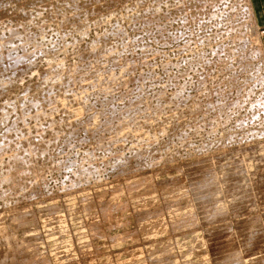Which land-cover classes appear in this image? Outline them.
<instances>
[{
  "label": "rangeland",
  "instance_id": "obj_1",
  "mask_svg": "<svg viewBox=\"0 0 264 264\" xmlns=\"http://www.w3.org/2000/svg\"><path fill=\"white\" fill-rule=\"evenodd\" d=\"M247 3L248 0H0V45L5 43L0 49L2 48L3 55L7 53L6 49V55L11 56L13 53L12 57L7 56L10 57L9 61L5 57L7 63L0 59V81L11 83L8 85L10 87L0 92V109L4 111H0V178L3 179L0 180V264H20L21 259L18 258L22 253L30 254L31 257L29 261L21 260V264H264V175L260 176L264 174V168L261 172L260 167L264 165V149L261 150L264 146V28L257 26L254 13ZM94 14L97 15L95 19ZM115 29L117 33L113 31ZM117 34L122 37L118 35V38ZM111 35L116 37L113 39ZM101 38L106 41L99 40ZM94 42H104L102 45L105 48L110 47L109 51L113 53L116 51L113 55H117V58L119 56L116 60L122 62V70L120 68L117 71L119 68L112 66L118 62L112 60L116 56L110 55V59L108 54L105 58H100V62L106 58L113 61L110 64L106 60L102 62L103 67L108 65V70L104 71L108 75L103 72L106 69L101 66L102 70L98 65L99 70H102L97 72L101 74L98 75L100 78L95 73L98 81L94 76L92 80L91 71L98 67L94 61L90 62L94 56L91 51L97 50L95 47L100 48L101 45L96 46ZM115 42L121 44L115 45ZM30 51L32 55L28 53ZM82 51L84 55L90 52L85 57L91 54V58H79ZM107 52H102L98 57L105 56ZM120 57L125 60L122 61ZM49 59L52 64H57L58 61L63 63L61 66L67 71L68 65L75 64L76 68L86 64L87 68L83 67L84 70L79 67L74 70L75 76L71 75V71L67 75L69 71L66 73L65 70L66 74L61 77L68 86L71 83L66 78L68 76L71 79L76 76H80L81 80L87 78L86 83L81 85L85 87L86 93L80 87L81 80L76 83L73 81L74 88L81 89L80 93L84 95L80 96L82 101L77 99L80 93L75 96L79 90L74 92V98H69L73 93L70 88L74 89L73 83L68 87L62 82L64 86L61 79L57 78L58 81L54 78L53 81L59 82V89L64 90L62 93L58 89L59 97L62 94L60 98L65 99H60V104L65 107L57 101L51 102V95L53 97L55 92L58 93L55 90L56 82L50 76L47 78H51L52 86L55 85L52 93L47 91L51 84L49 78L45 80L44 76L55 74L52 64L47 68L49 65L46 62ZM131 65L134 66L133 69ZM3 66L7 71H4ZM19 68H22L19 73L23 72L13 77L16 73L12 72ZM50 68L53 74H50ZM126 68L131 72H125L128 71ZM80 72L83 78L86 76L84 79L79 75ZM84 72L88 73L85 75ZM60 73L57 75L59 78ZM12 78L18 80L11 82ZM43 79L50 84L47 89L44 87L48 82H43ZM73 80H77V77ZM87 80L90 83L95 80L97 83L94 81L91 83L93 87H89ZM6 82L2 83L6 85ZM39 82L40 86L45 83L42 89L48 95L47 92L44 93L45 90H39ZM66 86L70 89L71 96L66 91L65 95H69L65 97ZM40 92L44 94L41 95ZM23 95L28 98L25 99ZM36 95L38 98H35ZM39 97L42 101L37 104L41 100ZM42 97L48 100V104ZM55 97L58 95L54 94L53 99ZM37 99L40 100L37 102ZM74 99L79 102L77 105ZM6 101L11 103V108ZM101 102L105 107H102ZM58 105L62 106L61 109ZM19 109L23 115L19 113ZM74 109L76 114L72 113ZM95 111H99L95 114L97 116H93L97 113ZM41 112L44 113L43 116ZM90 116L96 119L95 124L99 119L100 124L95 125V120H92L93 117L90 119ZM51 117L56 119L55 123ZM22 119H25L24 123ZM68 120L71 126L67 125ZM89 121L93 122L96 130L85 132L84 124H89ZM60 122L66 124L59 126ZM105 122L106 132L104 128H100ZM117 125L122 126L125 132L122 127H119L121 130L115 128ZM22 126L26 130L29 128L28 133ZM101 129L103 133L99 132ZM29 131L35 132L32 134ZM130 131L133 136L128 133ZM40 132L43 136H40ZM24 134L33 137L26 141L24 138L29 137ZM35 136L37 142L32 139L36 140ZM114 137L118 138L117 142ZM33 143H40V146L36 145V149L31 151L29 148L35 147ZM37 148L42 149L39 151ZM141 149L142 152L139 153ZM27 150L29 155L26 154ZM149 150H153L152 153ZM11 154H14L17 161H13ZM24 156L28 160L25 161ZM239 158H242L241 161ZM243 158L248 159L244 161ZM29 160L30 164L27 162ZM245 162L247 166L252 165L251 169L249 166L244 168ZM255 171L260 172L258 177ZM250 175L256 177L253 178L254 181ZM200 197H203L202 200ZM249 224L252 232H257L252 234ZM248 235H252L253 239ZM249 238L252 243H248ZM13 243L15 246L18 243L23 249L22 251L16 246L18 251H22L19 254L14 249L18 256L12 251ZM16 256L18 260L15 262ZM227 257L242 259L237 258L236 263H231L227 262Z\"/></svg>",
  "mask_w": 264,
  "mask_h": 264
},
{
  "label": "bare ground",
  "instance_id": "obj_2",
  "mask_svg": "<svg viewBox=\"0 0 264 264\" xmlns=\"http://www.w3.org/2000/svg\"><path fill=\"white\" fill-rule=\"evenodd\" d=\"M27 1H28V0H27ZM37 1H38V0H37ZM50 2H51V1H50ZM71 2H72V1H71ZM76 2H77V1H76ZM117 2H118V1H117ZM137 2H138V1H137ZM188 2H189V1H188ZM72 3H73V2H72ZM96 3H97V2H96ZM203 3H204V2H203ZM100 4H101V3H100ZM121 4H122V6H123V3H121ZM134 4H135V3H134ZM212 4H213V3H212ZM247 4H249V6H250V10L252 11L251 1L248 0V3H247ZM41 5H42V3H41ZM74 5H75V4H74ZM179 5H180V4H179ZM122 6H121V8H122ZM175 6H176V5H175ZM43 7H44V6H43ZM94 7H95V6H94ZM131 7H132V6H131ZM143 8H144V7H143ZM145 8H146V7H145ZM0 9H1V8H0ZM47 9H48V8H47ZM75 9H78V8L76 7ZM119 9H120V7H119ZM30 10H31V9H30ZM79 10H80V9H79ZM95 10H97V9H95ZM114 10H115V9H114ZM144 10H145V9H144ZM147 10H148V9H147ZM193 10H194V9H193ZM23 11H24V10H23ZM28 11H29V10H28ZM76 11H77V10H76ZM133 11H134V9H133ZM199 11H200V10H199ZM2 12H3V11H2ZM94 12H95V11H94ZM110 12H111V11H110ZM142 12H143V11H142ZM56 13H57V12H56ZM85 13H86V12H85ZM101 13H102V12H101ZM114 13H115V12H114ZM108 14H109V13H108ZM110 14H111V13H110ZM156 14H157V13H156ZM197 14H198V13H197ZM44 15H45V14H44ZM94 15H96V14H94ZM119 15H120V14H119ZM132 15H133V14H132ZM154 15H155V14H154ZM61 16H62V15H61ZM64 16H65V15H64ZM82 16H83V15H82ZM98 16H100V15H98ZM162 16H163V15H162ZM183 16H184V14H183ZM4 17H5V16H4ZM29 17H30V16H29ZM95 17H97V15L94 16L93 19H95ZM137 17H138V16H137ZM137 17H136V18H137ZM190 17H191V16H190ZM195 17H196V15H195ZM63 18H64V17H63ZM100 18H101V17H100ZM106 18H107V17H106ZM114 18H115V17H114ZM146 18H147V17H146ZM2 19H3V18H2ZM98 19H99V18H98ZM65 20H67V19H65ZM88 20H89V19H88ZM82 21H83V20H82ZM85 21H86V20H85ZM85 21H84V22H85ZM89 21H90V20H89ZM89 21H88V22H89ZM92 21H93V20H92ZM105 21H106V20H105ZM108 21H109V18H108ZM6 22H7V21H6ZM19 22H20V21H19ZM84 22H83V23H84ZM93 22H94V21H93ZM97 22H98V20H97ZM101 22H102V21H101ZM40 23H42V22H40ZM43 23H44V22H43ZM59 23H60V22H59ZM77 23H78V22H77ZM83 23H82V24H83ZM26 24H27V23H26ZM45 24H46V22H45ZM48 24H49V23H48ZM60 24H61V23H60ZM60 24H59V25H60ZM73 24H74V23H73ZM80 24H81V23H80ZM84 24H85V23H84ZM86 24H88V23H86ZM112 24H113V23H112ZM145 24H146V23H145ZM1 25H2V24H1ZM43 25H44V24H43ZM92 25H93V24H92ZM97 25H98V23H97ZM111 26H112V25H111ZM126 26H127V25H126ZM126 26H125V27H126ZM21 27H22V26H21ZM58 27H59V26H58ZM97 27H98V26H97ZM9 28H10V27H9ZM42 28H43V27H42ZM46 28H47V27H46ZM68 28H69V27H68ZM134 28H135V27H134ZM134 28H133V29H134ZM11 29H12V31L14 30L13 28H11ZM11 29H10V31H11ZM28 29H29V28H28ZM50 29H51V28H50ZM77 29H78V28H77ZM86 29H87V28H86ZM117 30H118V29H117ZM245 30H246V29H245ZM7 31H9V30H7ZM27 31H28V30H27ZM42 31H43V30H42ZM42 31H41V32H42ZM78 31H79V30H78ZM78 31H77V32H78ZM113 31H116V29L113 30ZM119 31L121 32V30H119ZM18 32H20V31H18ZM55 32H56V31H55ZM73 32H74V31H73ZM111 32H112V31H111ZM120 32H119V33H120ZM11 33H12V32H11ZM43 33H44V31H43ZM67 33H68V32H67ZM99 33H100V32H99ZM116 33H117V31H116ZM121 33H122V32H121ZM40 34H41V33H40ZM60 34H61V33H60ZM68 34H69V33H68ZM79 34H80V33H79ZM105 34H106V32H105ZM113 34L115 35V32H114ZM127 34H128V33H127ZM17 35H18V34H17ZM57 35H58V34H57ZM118 35H119V34H117L116 36L118 37ZM10 36H11V35H10ZM15 36H16V35H15ZM21 36H22V35H21ZM35 36H36V35H35ZM62 36H63V35H62ZM111 36H112V35H111ZM116 36H115V37H116ZM119 36L122 37L121 34H120ZM19 37H20V36H19ZM42 37H43V36H42ZM85 37H86V36H85ZM112 37H113V36H112ZM115 37H113V39H114ZM161 37H162V36H161ZM1 38H2V37H1ZM10 38H11V37H10ZM10 38H9V40H10ZM21 38H22V37H21ZM26 38H27V37H26ZM79 38H80V37H79ZM79 38H78V39H79ZM104 38H105V36H104ZM104 38H103V39H104ZM118 38H119V37H118ZM13 39H14V38H13ZM17 39H18V37H17ZM27 39H28V38H27ZM62 39H63V37H62ZM103 39L101 38V39H99V40L102 41ZM116 39H117V38H116ZM120 39H121V38H120ZM132 39H133V38H132ZM3 40H4V39H3ZM20 40H21V39H20ZM20 40H19V41H20ZM72 40H73V39H72ZM91 40H92V38H91ZM104 40H105V39H104ZM107 40H108V36H107ZM126 40H127V39H126ZM0 41H1V40H0ZM5 41L8 42L7 39H6ZM5 41H4V42H5ZM11 41H12V40H11ZM24 41H25V40H24ZM31 41H32V40H31ZM50 41H51V40H50ZM105 41H106V40H105ZM105 41H104V42H105ZM122 41H123V38H122ZM139 41H140V40H139ZM160 41H161V40H160ZM36 42H37V41H36ZM48 42H49V41H48ZM72 42H73V41H72ZM91 42H92V41H91ZM104 42H102V44H103ZM119 42H121V41H119ZM124 42H126V41H124ZM246 42H247V41H246ZM0 43H1V42H0ZM2 43H3V42H2ZM14 43H15V42H14ZM16 43H17V42H16ZM26 43H27V42H26ZM31 43H32V42H31ZM40 43H41V42H40ZM54 43H55V42H54ZM64 43H65V42H64ZM92 43H93V42H92ZM94 43H95V42H94ZM97 43H98V42H97ZM97 43H95L96 46H99V45L101 44V43H100V44H97ZM105 43H106V44H109L108 41L105 42ZM113 43H114V41H113ZM115 43H116V42H115ZM3 44H5V43H3ZM3 44H1L2 47H3ZM6 44H7V43H6ZM8 44H9V42H8ZM10 44H11V43H10ZM20 44H21V43H20ZM23 44H25V43H23ZM23 44H22V45H23ZM27 44H28V43H27ZM27 44H25V45L27 46ZM37 44H38V42H37ZM37 44H36V45H37ZM62 44H63V43H62ZM88 44H89V43H88ZM102 44H101V45H102ZM106 44H105V46H107ZM117 44H118V42H117L115 45H117ZM119 44H121V43H119ZM119 44H118V45H119ZM1 45H0V46H1ZM22 45H20V47H22ZM101 45H100V48H96V47L94 46L95 49H97V50L91 51V54H93V55L95 56V58H93V57H94L93 55H92V56H93L92 58L89 57V56H91V54H90L89 56H87L89 59H90V58L93 59L92 61H90V60H89V61H90L91 63L94 61V64H96L97 67H98V69H96V67H95V70L91 71V72H92V77H90V78H92V80H93V76L95 75V73H96V76L101 75V74H97V72L99 73V71H102L103 68L106 69V66H107V68H108V65H106L105 67H103V65H102V64L104 63L103 61H105L107 58H106L105 60L103 59V61H102L103 63L100 62V58H105V57L109 54V58L111 59L112 55H113V54H116V53H115L116 51H115L114 53H113V51H112V52L109 51L110 47H109V48L106 47V48H108V49H107L108 52H107V51L105 50L106 48L103 46L104 44L102 45L103 47H101ZM245 45H246V44H245ZM26 46H25V47H26ZM44 46H45V45H44ZM65 46H66V45H65ZM67 46H68V45H67ZM108 46H110V45H108ZM236 46H237V45H236ZM248 46H249V44H248ZM10 47H12V46H10ZM23 47H24V46H23ZM41 47H42V46H41ZM56 47H57V46H56ZM122 47H123V46H122ZM245 47H246V46H245ZM17 48H18V47H17ZM104 48H105V49H104ZM132 48H133V47H132ZM132 48H131V49H132ZM134 48H135V47H134ZM242 48H243V47H242ZM1 49H2V48H1ZM1 49H0V59H4V60H5V57H6V60L9 61V60H10V57H12V54H13V53L11 54V56H10V55H6V54H8V51H6V50H8V49H6V50L4 49V50H5V53L7 52V53L5 54V55H6V56H5V55H3V51H2ZM26 49H27V48H26ZM61 49H62V48H61ZM90 49L93 50L92 48H90ZM90 49H89V50H90ZM111 49H115V48H111ZM124 49L127 50L126 48H124ZM246 49H247V48H246ZM9 50H10V48H9ZM30 50H31V49H30ZM40 50H41V49H40ZM54 50H55V49H54ZM121 50H122L121 52H123V49H121ZM215 50H216V49H215ZM12 51H13V50H11V52H12ZM59 51H60V50H59ZM62 51H63V50H62ZM72 51H73V49H72ZM104 51L107 52V54H105V56L102 55L103 57H102V56L98 57L100 54H102V52L104 53ZM117 51H120V50H117ZM37 52H38V51H37ZM63 52H64V51H63ZM87 52H88V51H87ZM110 52H111V54H110ZM124 52H125V51H124ZM127 52H128V51H127ZM243 52H244V51H243ZM28 53H30V54L32 55V51H30V52H28ZM82 53H83V51H82ZM82 53H81L80 55H78V57L81 58V57L83 56L84 58H83V57H82V58H83V59L86 58V60H87L88 58L85 57V56L88 55L90 52H88L86 55H84V53H83V54H82ZM143 53H144V52H143ZM216 53H217V52H216ZM9 54H10V52H9ZM54 54H55V52H54ZM117 54H118V53H117ZM119 54H120V52H119ZM124 54H125V53H124ZM25 55H27L26 52H25ZM25 55H23V56H25ZM64 55H65V54H64ZM110 55H111V57H110ZM121 55H122V54H120V56H121ZM200 55H201V54H200ZM7 56H10V57L8 58ZM14 56H15V55H14ZM20 56H22V55H20ZM56 56H57V55H56ZM96 56H97V57H96ZM114 56H116V57H114ZM241 56H242V55H241ZM25 57H26V56H25ZM32 57H34V56H32ZM113 57H114V59L112 58V60L114 61V60H116L117 55H113ZM122 57H123V56H122ZM197 57H198V56H197ZM15 58H16V57H15ZM48 58H49V57H48ZM55 58H56V57H55ZM55 58H54V59H55ZM67 58H68V57H67ZM109 58H108L109 61L106 60V62L110 64V62H111L112 60H110ZM118 58H119V56H118ZM118 58H117V60H118ZM120 58H121V57H120ZM237 58H238V56H237ZM16 59H17V58H16ZM22 59H23V58H22ZM26 59H27V58H26ZM31 59H32V58H31ZM50 59L52 60V58H50ZM50 59H49V61H50ZM94 59H95V60H94ZM121 59H122V58H121ZM143 59H144V58H143ZM192 59H193V58H192ZM243 59H244V58H243ZM6 60H5V61H6ZM20 60H21V58H20ZM47 60H48V59H47ZM57 60H58V59H57ZM96 60H97V61H96ZM117 60H116V61H117ZM123 60H125V59H122V61H123ZM126 60H127V59H126ZM14 61H15V60H14ZM24 61H25V60H24ZM27 61H28V59H27ZM49 61H48V63L46 62V64H48V65H49V64H52V61H50L51 63H49ZM77 61H78V58H77ZM79 61L81 62L82 60L79 59ZM79 61H78V62H79ZM83 61H84V60H83ZM95 61H96L97 63L100 62L101 64H100V63L97 64ZM98 61H99V62H98ZM113 61H112V63H113ZM127 61H128V60H127ZM143 61H144V60H143ZM19 62H20V61H19ZM19 62H18V63H19ZM78 62H77V64H78ZM117 62H118V63H113L112 66H113V67H114V66H117V67L119 68V70H117V71H120V68H121L120 65H122V62H120V61H117ZM124 62H126V61H124ZM124 62H123V63H124ZM136 62H137V60H136ZM136 62H135V63H136ZM6 63H7V61H6ZM14 63H15V62H14ZM18 63H17V64H18ZM28 63H29V62H28ZM56 63H57V61H56ZM58 63H59V61H58ZM58 63H57V64H58ZM81 63H82V62H81ZM91 63H90V64H91ZM107 63H106V64H107ZM162 63H163V62H162ZM165 63H166V62H165ZM165 63H164V65H165ZM238 63H239V62H238ZM9 64H10V63H9ZM11 64H12V63H11ZM15 64H16V63H15ZM21 64H23V63H21ZM26 64H27V62H26ZM31 64H32V63H31ZM57 64H55V62H54V63L51 65V67H52V71L55 70V71H53V73H55V74H56V71L60 69L59 66H61L63 63H62V64L59 63L58 65H57ZM77 64H76V65H77ZM84 64H85V63H84ZM87 64H88V62H87ZM115 64H116V65H115ZM128 64H129V63H128ZM208 64H209V63H208ZM240 64H241V63H240ZM23 65H24V64H23ZM23 65H22V67H23ZM28 65H29V64H28ZM48 65H47V66H48ZM78 65H79V64H78ZM82 65H83V64H82ZM82 65H80V67L78 66L81 70H84L83 67L87 68V67L85 66L86 64H85L83 67H81ZM98 65L100 66V68H101V66L103 67V68H101L102 70H99V66H98ZM104 65H105V64H104ZM124 65H125V64H124ZM126 65H127V64H126ZM129 65H130V64H129ZM138 65H139V64H138ZM147 65H148V64H147ZM8 66H9V65H8ZM24 66H27V65H24ZM66 66H67V65H66ZM74 66H75V64H74ZM74 66H72V65L69 66V65H68V68H67V69H68L69 73H68L67 75H70V71H71V73L73 72V74H71V75H74V73H75V75H76V72H75L74 70H76L78 67L76 66V68H75ZM89 66L91 67V65H89ZM92 66H93V65H92ZM131 66H132V65H131ZM155 66H156V65H155ZM194 66H195V65H194ZM199 66H200V65H199ZM208 66H209V65H208ZM242 66H243V65H242ZM3 67L5 68V66H3ZM13 67H14V66H13ZM29 67H30V66H29ZM49 67H50V65H49L47 68H49ZM61 67H62L61 69H63L64 71L62 70L63 73H62V71H61L62 74L60 73V70H61V69L58 71V72L61 74L60 78H59V76L57 77V75H58L59 73H58L57 75L53 74L52 71H50V70H51V68H50V69H49V71L51 72L50 74H53L54 76L46 75V74H45V76H44L45 78H44V79L46 80L47 76H50L52 79L48 77V78H49V82H50L51 80L53 81L54 78H55V80H56L57 78H58V79H61V83L64 82V81H62V78H61V77H64V75H65L68 71L65 69V67H63V66H61ZM71 67H72V68H71ZM110 67H111V66H110ZM113 67H112V68H113ZM117 67H116V68H117ZM129 67H130V66H128V68H129ZM223 67H224V66H223ZM229 67H230V66H229ZM8 68H9V67H8ZM16 68H17V67H16ZM16 68H15V69H16ZM26 68H27V67H26ZM69 68H70V69H69ZM79 68H78V69H79ZM88 68H89V67H88ZM112 68H111V70H112ZM116 68H115V69H116ZM131 68L133 69L134 66H132ZM11 69H12V67H11ZM91 69H92V68H91ZM113 69H114V68H113ZM124 69H125V68H124ZM150 69H151V67H150ZM245 69H246V68H245ZM1 70H2V69H1ZM5 70H6V68L4 69V71H5ZM20 70H22V68H19V69H17L16 71L12 72L13 74L16 73L15 75H13V77H14V76L16 77V75L19 73ZM26 70H27V69H26ZM44 70H45V69H44ZM65 70H66V73H65ZM107 70H108V69L103 70V72H104V71H107ZM121 70H122V68H121ZM126 70H128V71H125V70H124V71L127 72V73H128V72H131V70L129 71V69H127V68H126ZM141 70H142V69H141ZM6 71H7V70H6ZM32 71H33V70H32ZM77 71H78V70H77ZM150 71H151V70H150ZM22 72H23V71H22ZM22 72H20V73H22ZM30 72H31V71H30ZM78 72H79V71H78ZM109 72H110V71H108V73H109ZM132 72H133V71H132ZM20 73H19V74H20ZM43 73H44V72H43ZM86 73H88V72H86ZM86 73L84 72L85 75H86ZM89 73H90V72H89ZM104 73H106V72H104ZM104 73H102V74L104 75ZM111 73H112V72H111ZM117 73L120 74V72H117ZM121 73H123V71H122ZM197 73H198V72H197ZM220 73H221V72H220ZM10 74H11V73H10ZM30 74H31V73H30ZM48 74H49V72H48ZM78 74H79V73H78ZM78 74H77V75H78ZM119 74H117V75H119ZM140 74H141V73H140ZM199 74H200V73H199ZM205 74H206V73H205ZM37 75H39V74H37ZM62 75H63V76H62ZM67 75H66V76H67ZM75 75H74V76H75ZM79 75H81V77L83 76V74H81V72H80ZM106 75H108V74L106 73ZM109 75H110V74H109ZM112 75L115 76L114 74H112ZM117 75H116V76H117ZM132 75H133V74H132ZM203 75H204V73H203ZM203 75H202V76H203ZM3 76H4V75H3ZM8 76H9V75H8ZM42 76H43V75H42ZM66 76H65V77H66ZM88 76H89V75H88ZM90 76H91V74H90ZM96 76H94V79L97 78ZM121 76H122V75H121ZM126 76H127V75H126ZM139 76H140V75L138 74V77H139ZM156 76H157V75H156ZM197 76H198V75H197ZM11 77H12V76H11ZM76 77H77V80H73V79H75ZM76 77H73V79H71V78H72L71 76L66 77V78H68V80H71V83H70L69 86H71V84L73 83L72 85H73V88H74V82H73V81H75V83H76V81H78V80L80 81V80H81V79L79 78L80 76H79V77L76 76ZM85 77H86V76H84V78H85ZM95 77H96V78H95ZM102 77H103V76H101V78H102ZM118 77H119V76H118ZM199 77H200V76H199ZM252 77H253V76H252ZM6 78H7V77H6ZM18 78H19V77H18ZM20 78H21V77H20ZM48 78H47V80H48ZM82 78H83V77H82ZM84 78H83V79H84ZM98 78H100V76H98ZM98 78H97V81H98ZM106 78H107V77H106ZM110 78H111V77H110ZM122 78H123V77H122ZM127 78H128V77H127ZM202 78H203V77H202ZM14 79H16V78H14ZM14 79L12 78L13 81H11V80H10V81H11V82H14V81H15ZM44 79H43V80H44ZM50 79H51V80H50ZM58 79H57V80H58ZM86 79H87V78H85L84 80H81V81H82V82L80 81L81 84L79 83L81 89H83V92H85V93H86V91L84 90L85 87H84V86H81V85H82L83 83H86V81H85ZM114 79H115V78H114ZM117 79H119V78H117ZM120 79H121V77H120ZM153 79H154V78H153ZM200 79H201V78H200ZM0 80H1V79H0ZM2 80H4V78H3ZM7 80H8V79H7ZM16 80H18V79H16ZM22 80H23V79H22ZM45 80H44L43 82H45ZM64 80H65V79H64ZM88 80H89V78H88ZM88 80H87V82H89ZM90 80H91V79H90ZM99 80H100V79H99ZM102 80H103V79H102ZM102 80H101V81H102ZM108 80H109V79H108ZM115 80H116V79H115ZM115 80H114V81H115ZM126 80H127V79H126ZM129 80H130V79H129ZM259 80H260V79H259ZM8 81H9V80H8ZM19 81H20V80H19ZM35 81H36V80H35ZM58 81H59V80H58ZM58 81H53V82H56V83H55L56 86H57V84L59 85V82H58ZM79 81H78V82H79ZM94 81H95V80H94ZM94 81H93V82H94ZM97 81H95V82L97 83ZM106 81H107V79H106ZM165 81H166V80H165ZM256 81H257V80H256ZM2 82H6V81H0V90H1L0 92H2L3 90H6L8 87H10V86H8V85L11 84V83H9V82H8V83L6 82L7 84L5 85V84H3ZM36 82H37V81H36ZM46 82H48V81H46ZM46 82H45V83H46ZM49 82H48V84L46 83V85H45L46 87H44V88L47 89V87L52 83V82H50V84H49ZM78 82H77V84H78ZM93 82L91 81V83H93ZM111 82H112V80H111ZM118 82H120V81H118ZM128 82H129V81H128ZM134 82H135V81H134ZM218 82H219V81H218ZM18 83H20V82H18ZM41 83H42V82H41ZM45 83H44V84H45ZM64 83H65V82H64ZM89 83H90V82H89ZM91 83H90V86H89V87H93ZM106 83H107V82H106ZM147 83H148V82H147ZM204 83H205V82H204ZM15 84H17V83H15ZM28 84H29V82H28ZM44 84H41V85L43 86ZM55 84H53V86H54ZM62 84H63V83H62ZM65 84H66V83H65ZM65 84H63V85L65 86ZM94 84H95V83H94ZM100 84H101V83H100ZM115 84H116V83H115ZM115 84H114V85H115ZM126 84H127V83H126ZM215 84H217V83H215ZM220 84H221V83H220ZM12 85H13V83H12ZM17 85H18V84H17ZM66 85L68 86V84H66ZM87 85H88V84H87ZM108 85H109V84H108ZM143 85H144V84H143ZM20 86H21V85H20ZM42 86H40V82H39V88H41V89H39L40 91H41V90H42V91L45 90V89H44V90L42 89ZM51 86H52V84L50 85V87H51ZM53 86H52L51 88H53ZM67 86L65 87L64 95H65L66 91H68V93L70 92V89H69V90L67 89L69 86H68V87H67ZM76 86H77V85H76ZM76 86H75V87H76ZM85 86H86V85H85ZM96 86H97V85H96ZM96 86H94V87H96ZM102 86H103V85H102ZM106 86H107V84H106ZM110 86H112V84H110ZM119 86H120V85H119ZM133 86H134V85H133ZM137 86H138V85H137ZM50 87L48 88L47 91H48V92L50 91V92L52 93L53 90H54V88L51 89ZM57 87H58V86H57ZM57 87H56V88H57ZM77 87H79V85H78ZM86 87H87V86H86ZM97 87H98V86H97ZM108 87H109V86H108ZM126 87H127V86H126ZM16 88H17V87H16ZM56 88H55V90H57V93H58V94H56L55 91H54V92H55L54 94H55L56 96L58 95V97H55L56 99H53V97H54V94H53V97H52V95H51L50 98L52 99L51 102H53V100H54V101L59 102L58 104H60V103H62V101L60 102V99H61V100H65V99L60 98V97L62 96V94H61L60 97H59V93H60V92L58 91L59 87H58L57 89H56ZM70 88H71V90H72L73 93H72V96H71V94L69 93L70 96H71V97H69V98H74L75 96H77V94L80 93V90H81V89L74 88V89H75V90H74V89H72V87H70ZM100 88H101V87H100ZM138 88H140V87H137V89H138ZM241 88H242V87H241ZM13 89H14V88H13ZM50 89H51L52 91H51ZM66 89H67V90H66ZM76 89H77V90H76ZM39 90H38V91H39ZM59 90H60V89H59ZM62 90H63V89H62ZM62 90H60V91L63 93L64 90H63V91H62ZM78 90H79V91H78ZM87 90H89V89H87ZM94 90H95V89H94ZM101 90H102V89H101ZM104 90H105V89H104ZM104 90H103V91H104ZM108 90H109V88H108ZM110 90H111V89H110ZM204 90H205V88H204ZM26 91H27V90H26ZM47 91L45 90L44 93L47 92ZM76 91H78V93H76V95L73 97L74 92H76ZM96 91H97V90H96ZM96 91H95V92H96ZM98 91L100 92L99 89H98ZM98 91H97V92H98ZM103 91H102V92H103ZM199 91H201V90H199ZM8 92H9V91H8ZM48 92H47V95H48ZM50 92H49V93H50ZM83 92H82V93H83ZM99 92H98V93H99ZM106 92H107V91H106ZM3 93H4V92H3ZM35 93H36V92H35ZM40 93H41V92H40ZM40 93H39L38 96H40ZM42 93H43V92H42ZM42 93H41V95L44 94V93H43V94H42ZM91 93H92V92H91ZM107 93H108V92H107ZM200 93H201V92H200ZM216 93H217V92H216ZM222 93H223V92H222ZM0 94H1V93H0ZM24 94H25V93H24ZM69 94H68V95H69ZM144 94H145V93H144ZM180 94H181V93H180ZM180 94H179V96H180ZM198 94H199V93H198ZM217 94H218V93H217ZM20 95H21V94H20ZM34 95H35V94H34ZM68 95H65V97H68ZM95 95H96V94H95ZM108 95H109V94H108ZM121 95H122V94H121ZM125 95H126V94H125ZM125 95H124V96H125ZM202 95H203V94H202ZM0 96H1V95H0ZM12 96H13V94H12ZM23 96H24V95H23ZM23 96H22V97H23ZM26 96H27V95H26ZM38 96L36 95L35 98H36V97L38 98ZM45 96H46V95H45ZM49 96H50V94H49ZM78 96H79V97H77V99H80V100H81L80 96H84V95H82V94L80 93ZM93 96H94V95H93ZM104 96H105V94H104ZM138 96H140V95H138ZM19 97H20V96H19ZM24 97H25V96H24ZM31 97H32V96H31ZM31 97H30V98H31ZM46 97H47V96H46ZM163 97H164V96H163ZM20 98H21V97H20ZM26 98H28V97H25V99H26ZM39 98H40V97H39ZM42 98H44V97H42ZM48 98H49V97H48ZM83 98H84V97H83ZM109 98H110V97H109ZM111 98H112V97H111ZM125 98H126V97H125ZM135 98H136V97H135ZM143 98H144V97H143ZM143 98H142V99H143ZM149 98H150V97H149ZM179 98H180V97H179ZM179 98H178V99H179ZM13 99H16V98H13ZM17 99H18V98H17ZM33 99H34V98H33ZM40 99H41V98H40ZM40 99H37L36 101L38 102ZM45 99H46V98H44L43 101H45ZM133 99H134V98H133ZM146 99H147V98H146ZM153 99H154V98H153ZM242 99H243V98H242ZM22 100H24V99H22ZM71 100H72V99H71ZM71 100H69V101H71ZM75 100H76V99H74V101H75ZM80 100H78V101H80ZM83 100H84V99H83ZM183 100H184V99H183ZM231 100H232V99H231ZM8 101H11V99L8 100ZM20 101H21V100H20ZM20 101H19V102H20ZM36 101H35V104H36ZM41 101H42V99H41L37 104H39ZM47 101H48V100L46 99V103L48 104ZM67 101H68V100H67ZM81 101H82V100H81ZM81 101H80V102H81ZM116 101H117V100H116ZM144 101H146V100L144 99ZM156 101H157V100H156ZM75 102H76V101H75ZM104 102H105V101H104ZM137 102H138V101H137ZM149 102H150V101H149ZM158 102H159V101H158ZM167 102H168V101H167ZM167 102H166V103H167ZM177 102H178V101H177ZM249 102H250V101H249ZM4 103H5V102H4ZM6 103L9 105V108H11V107H10V106H11V105H10L11 103L9 104L7 101H6ZM6 103H5L4 105H7ZM13 103H14V102H13ZM23 103H25V102H23ZM23 103H22V104H23ZM42 103H43V102H42ZM53 103H54V102H53ZM55 103H56V102H55ZM63 103H64V101H63ZM77 103H79V102H76V105H77ZM81 103H82V102H81ZM81 103H80V104H81ZM101 103H102V102H101ZM101 103H100V104H101ZM120 103H121V102H120ZM168 103H169V102H168ZM20 104H21V103H20ZM28 104H29V103H28ZM43 104H44V103H43ZM49 104H50V103H49ZM70 104H71V103H70ZM122 104H123V103H122ZM125 104H127V103H125ZM140 104H142V103H140ZM177 104H178V103H177ZM231 104H232V103H231ZM8 105H7L6 107H8ZM25 105H26V104H25ZM30 105H31V104H30ZM52 105H53V104H52ZM55 105H57V103H56ZM60 105H62L63 107H65L63 104H60ZM60 105H58V106H59V108L61 109L62 106L60 107ZM82 105H84V103H82ZM92 105H93V104H92ZM102 105H103L102 107H105V106H104V103H102ZM130 105H131V104H130ZM44 106H45V104H44ZM44 106H43V108H44ZM53 106H54V105H53ZM66 106H68V105H66ZM78 106H79V105H78ZM133 106H135V105H133ZM137 106H138V105H137ZM156 106H157V105H156ZM158 106H159V105H158ZM162 106H163V105H162ZM18 107H19V106H18ZM29 107H30V106H29ZM34 107H35V106H34ZM50 107H51V106H50ZM50 107H49V108H50ZM55 107L57 108V106H55ZM55 107H54V109H55ZM80 107H81V106H80ZM84 107H85V106H84ZM108 107H109V106H108ZM110 107H112V106H110ZM129 107H131V106H129ZM12 108H14V107L12 106ZM47 108H48V106H47ZM67 108H68V107H67ZM67 108H66V109H67ZM75 108H77V107H75ZM89 108H90V107H89ZM92 108H93V107H92ZM106 108H107V107H106ZM124 108H125V107H124ZM156 108H157V107H156ZM160 108H161V107H160ZM160 108H159V109H160ZM239 108H240V107H239ZM21 109H22V108H21ZM23 109L25 110L24 107H23ZM23 109H22V110H23ZM27 109H28V107H27ZM45 109H46V108H45ZM62 109H63V108H62ZM64 109H65V108H64ZM72 109H73V108H72ZM79 109H81V108H78V110H79ZM87 109H88V108H87ZM100 109H101V108H100ZM103 109H105V108H103ZM127 109H128V108H126V110H127ZM132 109H133V108H132ZM152 109H153V107L151 108V111H152ZM166 109L168 110V108H166ZM197 109H198V107H197ZM10 110H11V109H10ZM34 110H35V109H34ZM36 110H37V109H36ZM50 110H51V109H50ZM58 110H59V109L57 108V111H58ZM68 110H69V109H68ZM74 110H75V109H74ZM74 110L72 111V113L76 112V110H75V111H74ZM78 110H77V112H78ZM81 110H82V109H81ZM81 110H79V111H81ZM84 110H86V109H84ZM89 110H90V109H89ZM92 110H93V109H92ZM215 110H216V108H215ZM0 111H1V109H0ZM2 111H3V109H2ZM2 111H1V112H2ZM13 111H15V110H12V112H13ZM18 111H19V113L21 114L20 109H19ZM70 111H71V110H70ZM129 111H130V110H129ZM135 111H136V110H135ZM139 111H140V110H139ZM156 111H157V110H156ZM158 111H160V110H158ZM3 112H4V111H3ZM3 112H2V113H3ZM5 112H6V111H5ZM9 112H10V111H9ZM24 112H26V111H24ZM36 112H37V111H36ZM39 112H40V111H39ZM42 112H43V111H42ZM42 112H41V113H42ZM52 112H54V111H52ZM81 112H83V111H81ZM95 112H97V111H95ZM98 112H99V111H98ZM98 112H97V113H94L93 116H97V115H95V114H98ZM101 112H102V111H101ZM101 112H100V115L103 113V112H102V113H101ZM104 112H105V111H104ZM106 112H107V111H106ZM106 112H105V113H106ZM125 112L127 113L128 111H125ZM154 112H155V111H154ZM191 112H192V111H191ZM32 113H33V112H32ZM37 113H38V112H37ZM46 113H47V112H46ZM55 113H56V112H55ZM72 113H70V115H71ZM126 113H125V114H126ZM162 113H164V112L162 111ZM169 113H170V112H169ZM0 114H1V113H0ZM24 114L26 115L27 112L24 113ZM34 114H35V113H33V115H34ZM50 114H51V113H50ZM60 114H61V113H60ZM63 114H65V112H64ZM67 114L69 115V111H68ZM74 114H76V113H74ZM103 114H104V113H103ZM145 114H146V113H145ZM171 114H172V113H171ZM192 114H193V113H192ZM232 114H233V112H232ZM5 115H8V114H5ZM21 115H23V113H22ZM27 115H28V114H27ZM27 115H26V116H27ZM30 115H31V114H29V116H30ZM35 115H36V114H35ZM39 115H40V113L38 114V116H39ZM43 115H44V113H42V116H43ZM77 115H78V114H77ZM79 115H80V114H79ZM147 115H148V114H147ZM159 115H160V114H159ZM169 115H170V114H169ZM172 115H174V114H172ZM172 115H170L171 118H173ZM9 116H10V115H9ZM36 116H37V115H36ZM36 116H35V118H36ZM93 116H90V119H92ZM98 116H99V115H98ZM106 116H107V115H106ZM126 116H127V115H126ZM151 116H152V115H151ZM154 116H155V115H154ZM22 117H23V116H22ZM24 117H25V116H24ZM78 117H79V116H78ZM88 117H89V115H88ZM156 117H157V116H156ZM166 117H168V116H166ZM20 118H21V117H20ZM27 118H28V116H27ZM29 118H31V117H29ZM38 118H40V117H38ZM42 118H43V117H42ZM49 118H50V117H49ZM51 118H52V117H51ZM58 118H59V117H58ZM60 118H61V117H60ZM76 118H77V117H76ZM138 118H139V117H138ZM162 118H163V117H162ZM176 118H177V117H176ZM72 119H73V118H72ZM122 119H123V118H122ZM126 119H128V118H126ZM156 119H157V118H156ZM159 119H161V118H159ZM22 120H23L22 122L24 123V122H25V119H22ZM28 120H29V119H28ZM38 120H39V119H38ZM51 120L54 121V120H56V119L53 120V118H52ZM70 120H71V119H70ZM92 120H93V121L95 120V121H94V124H95L96 119H94V117H93ZM97 120L99 121V119H97ZM128 120H129V119H128ZM128 120H127V121H128ZM150 120H151V118H150ZM162 120H163V119H162ZM170 120H171V119H170ZM172 120H173V119H172ZM5 121H6V119H5ZM49 121H50V120H49ZM52 121H51V122H52ZM61 121H62V120H61ZM78 121H79V120H78ZM98 121H97V123H99ZM121 121H122V120H121ZM129 121L132 122L133 120H129ZM129 121H128V123H129ZM147 121H148V120H147ZM164 121H165V119H164ZM164 121H162V122H164ZM1 122H2V121H1ZM20 122H21V121H20ZM37 122H38V121H37ZM47 122H48V121H47ZM47 122H46V123H47ZM69 122H70V121L68 120L67 125H68V124H69V125L71 124V122H70V123H69ZM89 122H90V123H89V124L87 123V125L84 124V128H85V130H84V129H83V130H84L85 132H88L90 129H91V131H92V130H96V129L94 128L95 126H94L93 122H91V121H89ZM143 122H144V121H143ZM148 122H149V121H148ZM153 122H154V121H153ZM225 122H226V121H225ZM39 123H40V122H39ZM52 123H53V122H52ZM54 123H55V121H54ZM63 123H65V122H63ZM63 123L60 122L58 125L61 126V125H63ZM79 123H81V122H79ZM97 123H96L95 125H97ZM144 123H145V122H144ZM146 123H147V122H146ZM220 123H221V122H220ZM60 124H61V125H60ZM65 124H66V123H65ZM65 124H64V126H66ZM99 124H100V123H99ZM105 124H107V123H106V122L103 123L104 126H105ZM124 124H125V123H124ZM126 124H127V122H126ZM161 124H162V123H161ZM168 124H169V123H168ZM210 124H211V123H210ZM22 125H23V124H22ZM48 125H50V124H48ZM82 125H83V124H82ZM108 125H109V124H108ZM108 125H107V126H108ZM114 125H115V124H114ZM129 125H130V124H129ZM162 125H163V124H162ZM171 125H172V124H171ZM175 125H176V124H175ZM218 125H219V124H218ZM1 126H2V125H1ZM38 126H39V125H38ZM59 126H58V127H59ZM70 126H71V125H70ZM76 126H77V125H76ZM76 126H75L74 128H76ZM98 126H99V125H98ZM104 126H101L100 128H104V130H105V132H106V129H105L106 126H105V127H104ZM112 126H113V125H112ZM137 126H138V124H137ZM156 126H157V125H156ZM22 127H23V126H22ZM43 127H44V126H43ZM54 127L56 128L57 126H54ZM92 127H93L94 129H93ZM113 127H114V126H113ZM117 127H118V125H117L115 128H117ZM119 127H120V126H119ZM119 127H118V128H119ZM121 127H122V126H121ZM121 127H120V128H121ZM148 127H149V126H148ZM148 127H147V128H148ZM157 127H158V126H157ZM165 127H166V126H165ZM196 127H197V126H196ZM7 128H8V127H7ZM12 128H13V126H12ZM12 128L9 129V130H12ZM19 128H20V127H19ZM19 128H17V129H19ZM23 128H24V127H23ZM44 128H45V127H44ZM65 128H67V126H66ZM80 128H81V127H80ZM100 128L97 129V132H98V130H99ZM108 128H109V126H108ZM108 128H107V130H108ZM115 128H113V129L115 130ZM120 128H119V129H120ZM137 128H138V127H137ZM137 128H136V129H137ZM147 128H146V129H147ZM159 128H160V127H159ZM161 128H162V127H161ZM13 129H14V128H13ZM24 129L26 130V128H24ZM36 129H37V128H36ZM36 129L34 128L33 130H36ZM59 129H60V128H59ZM110 129H111V128H110ZM119 129H118V130H119ZM122 129H123V127H122ZM133 129H134V128H133ZM133 129H132V130H133ZM214 129H215V128H214ZM28 130H29V128H28ZM28 130H26L27 133H28ZM40 130H41V129H40ZM43 130H44V129H43ZM43 130H42V131H43ZM74 130H75V129H74ZM86 130H88V131H86ZM111 130H112V129H111ZM120 130H121V129H120ZM123 130H124V129H123ZM126 130H127V128H126ZM130 130H131V129H130ZM160 130H161V129H160ZM165 130H166V129H165ZM215 130H216V129H215ZM14 131H15V130H14ZM36 131H37V130H36ZM42 131H41V132H42ZM48 131H51V130L48 129ZM48 131H47V132H48ZM59 131H60V130H59ZM59 131H58V133H60ZM102 131H103V130L101 129L99 132H100V133H103ZM112 131H113V130H112ZM115 131H117V130H115ZM128 131H129V130H128ZM133 131H134V130H133ZM138 131H139V130H138ZM138 131H137V132H138ZM5 132H6V131H5ZM30 132H31V131H29V133H30ZM34 132H35V131H34ZM34 132H33V133H34ZM41 132H40V133H41ZM53 132H54V131H53ZM93 132H94V131H93ZM93 132H89V133H93ZM95 132H96V131H95ZM107 132H108V131H107ZM124 132H125V130H124ZM162 132H164V131L162 130ZM12 133H15V132H12ZM20 133H21V132H20ZM31 133H32V132H31ZM33 133H32V134H33ZM37 133H38V132H37ZM117 133H118V132H117ZM117 133H116V135H117ZM128 133L131 134V131L128 132ZM38 134H39V133H38ZM43 134H44V133H43ZM56 134H57V133H56ZM119 134H120V133H119ZM126 134H127V133H126ZM126 134H125V135H126ZM179 134H180V133H179ZM21 135H22V134H21ZM36 135H37V134H36ZM89 135L91 136V134H89ZM143 135H144V134H143ZM149 135H150V134H149ZM161 135H162V134H161ZM19 136H20V135H19ZM19 136H18V137H19ZM24 136H28V137H29V138H26V137L24 138V139H26V141H27V139H30V140H31V137H33V136L30 137V134H29V135H27V134L25 135V134H24ZM38 136H39V135H38ZM40 136H43L42 133H41ZM40 136H39V141H40ZM69 136H70V135H69ZM93 136H94V135H93ZM96 136H97V135H96ZM103 136H104V135H103ZM110 136H111V135H110ZM117 136H118V135H117ZM117 136H116V137H117ZM131 136H133V135L131 134ZM138 136H139V135H138ZM141 136H142V134H141ZM146 136H147V135H146ZM59 137H60V136H59ZM116 137H114V138H116ZM118 137H120V136H118ZM151 137H152V136H151ZM155 137H156V136H155ZM16 138H17V137H16ZM35 138H36V140H35L34 138H32V139L34 140V142H35V141L37 142V137L35 136ZM49 138H50V137H49ZM65 138H66V137H65ZM93 138H94V137H93ZM110 138L113 139V137H110ZM136 138H137V137H136ZM10 139H11V137H10ZM21 139H22V138H21ZM54 139H56V138L54 137ZM117 139H118V138H116V142L118 141ZM120 139H121V138H120ZM128 139H129V138H128ZM130 139H131V138H130ZM149 139H150V138H149ZM149 139H148V140H149ZM151 139H152V138H151ZM156 139H157V137H156ZM121 140H122V139H121ZM123 140L126 141V139H123ZM7 141H8V140H7ZM11 141H12V140H11ZM39 141H38V142H39ZM45 141H46V139H45ZM75 141H76V140H75ZM109 141H110V140H109ZM143 141H144V140H143ZM143 141H142V142H143ZM16 142H17V141H16ZM24 142H25V141H24ZM89 142H90V141H89ZM98 142H99V140H98ZM129 142H130V141H129ZM149 142H150V141H149ZM156 142H157V141H156ZM10 143H11V142H10ZM17 143H18V142H17ZM26 143H27V142H26ZM41 143H42V141H41ZM47 143H48V142H47ZM145 143H146V142H145ZM145 143H144V145L146 146ZM14 144H15V143H13V145H14ZM20 144H21V143H20ZM20 144H19V145H20ZM30 144H31V143H30ZM30 144H29V145H30ZM39 144H40V143H39ZM39 144H34V143H33V145H34L35 147H33V149H30V148H29V150H31V151L33 150V151H34V150L36 149V147H37ZM43 144H44V143H43ZM116 144H117V143H116ZM131 144H132V143H131ZM133 144H134V143H133ZM133 144H132V145H133ZM152 144H153V143H152ZM21 145H22V144H21ZM21 145H20V147H21ZM23 145H24V144H23ZM31 145H32V144H31ZM36 145H37V146H36ZM45 145H46V144H45ZM50 145H51V144H50ZM53 145H54V144H53ZM111 145H112V144H111ZM113 145H114V144H113ZM132 145H131V146H132ZM16 146H17V145H16ZM39 146H40V145H39ZM43 146H44V145H43ZM98 146H99V145H98ZM102 146H103V144H102ZM104 146H105V145H104ZM129 146H130V145H129ZM131 146H130V147H131ZM147 146L149 147L148 144H147ZM150 146H151V145H150ZM112 147H113V146H112ZM138 147H139V146H138ZM148 147H146L147 150H148ZM151 147H152V146H151ZM153 147H154V146H153ZM153 147H152V148H153ZM257 147H258V146H257ZM259 147H260V146H259ZM263 147H264V146H262L261 150L264 149ZM24 148H26V147H24ZM24 148H23V149H24ZM31 148H32V147H31ZM34 148H35V149H34ZM42 148H44V147H42ZM42 148H41V149H42ZM103 148H104V147H103ZM140 148H141V147H140ZM143 148H144V147H142V149H143ZM146 148H145V149H146ZM149 148H150V147H149ZM23 149H22V150H23ZM37 149H38V148H37ZM41 149H40V150H41ZM110 149H111V147H110ZM110 149H109V150H110ZM133 149H134V148H133ZM137 149H139V148H137ZM142 149L140 150L139 153L142 152ZM145 149H144V151H145ZM38 150H39V149H38ZM40 150H39V151H40ZM105 150H106V149H105ZM23 151H24V150H23ZM23 151H22V152H23ZM25 151H26V150H25ZM45 151H46V150H44V152H45ZM106 151H107V150H106ZM116 151H117V150H116ZM136 151H137V150H136ZM136 151H134V152H136ZM138 151H139V150H138ZM138 151H137V152H138ZM144 151H143V152H144ZM149 151H150V150H149ZM152 151H153V150H151L150 153H152ZM258 151H259V149H258ZM4 152H5V151H4ZM11 152H12V151H11ZM11 152H10V153H11ZM29 152H30V151H29ZM113 152H115V151H113ZM147 152H148V151H147ZM256 152H257V151H256ZM27 153H28V150H27L26 154H27ZM150 153H149V154H150ZM246 153H247V152H245V154H246ZM261 153H262V152H260V154H261ZM22 154H25V153H22ZM22 154H20V155H22ZM30 154H32V153H30ZM48 154H49V153H48ZM136 154H137V153H136ZM147 154H148V153H147ZM8 155H9V154H8ZM11 155H13V158H14L13 161H17V160L15 159V157H14V154H11ZM28 155H29V153H28ZM35 155H36V154H35ZM39 155H40V154H39ZM115 155H116V154H115ZM235 155H236V154H235ZM261 155H262V154H261ZM6 156H7V154H6ZM26 156H27V155H26ZM83 156H84V155H83ZM110 156H111V155H110ZM148 156H149V155H148ZM262 156H263V155H262ZM18 157H19V154H18ZM18 157H17V158H18ZM20 157H21V156H20ZM27 157H29V156H27ZM32 157H33V156H32ZM229 157H230V156H229ZM238 157H239V156H238ZM253 157H254V156H253ZM263 157H264V156H263ZM13 158L11 157V159H13ZM23 158L25 159V161L28 160V159H26L25 156H24ZM34 158H35V156H34ZM9 159H10V158H9ZM114 159H115V156H114ZM116 159H117V157H116ZM239 159H240V158H239ZM241 159H242V158H241ZM241 159H240V161H241ZM247 159H248V158H247ZM247 159H244V158H243L244 161H247ZM257 159H258V158H257ZM18 160H19V159H18ZM22 160H23V159H22ZM22 160H21V162L24 161V160H23V161H22ZM35 160H36V159H35ZM85 160H86V159H85ZM92 160H93V159H92ZM243 160H242V161H243ZM260 160H261V159H260ZM19 161H20V160H19ZM25 161H24V163H25ZM95 161H96V160H95ZM117 161H118V160H117ZM117 161H116V162H117ZM228 161H229V160H228ZM230 161H231V160H230ZM244 161H243V162H244ZM249 161H250V160H249ZM249 161H248V162H249ZM258 161H259V160H258ZM263 161H264V159H263ZM263 161H260V163L263 162ZM6 162H7V158H6ZM27 162H29V164H30V160L27 161ZM201 162H202V161H201ZM224 162H225V161H224ZM253 162H254V161H253ZM31 163H32V162H31ZM113 163H114V162H113ZM117 163H118V162H117ZM240 163H241V162H240ZM240 163H239V164H240ZM250 163H251V162H250ZM256 163H257V161H256ZM22 164H23V163H22ZM25 164H26V163H25ZM25 164H24V165H25ZM27 164H28V163H27ZM197 164H198V163H197ZM217 164H218V163H217ZM219 164H220V163H219ZM243 164H244V163H243ZM199 165H200V164H199ZM222 165H223V164H222ZM253 165H254V164H253ZM27 166H28V165H27ZM79 166H80V165H79ZM237 166H239V165H237ZM242 166H243V165H242ZM246 166H247V165H246V162H245V167H244L245 169H246ZM248 166H249V165H248ZM248 166H247V167H248ZM251 166H252V165H251ZM251 166H249V168H250ZM259 166H260V165H259ZM263 166H264V165H263ZM263 166H262V165L260 166V167H261V172L264 171V170H263V168H264ZM218 167H219V166H218ZM226 167H227V166H226ZM254 167H255V166H254ZM28 168H29V167H28ZM28 168H26V169H28ZM32 168H33V167H32ZM79 168H80V167H79ZM234 168H235V167H234ZM249 168L247 169L248 171H249ZM26 169H25V170H26ZM30 169H31V167H30ZM204 169H205V168H204ZM229 169H230V168H229ZM250 169H251V168H250ZM253 169H254V168H253ZM259 169H260V168H259ZM58 170H59V169H58ZM208 170H209V169H208ZM234 170H235V169H234ZM254 170H255V169H254ZM256 170L258 171L257 168H256ZM262 170H263V171H262ZM26 171H27V170H26ZM177 171H178V170H177ZM209 171H210V170H209ZM235 171H236V170H235ZM183 172H184V171H183ZM210 172H211V171H210ZM225 172H226V171H225ZM246 172H247V171H246ZM249 172H250V171H249ZM19 173H20V172H19ZM22 173H23V172H22ZM29 173H30V172H29ZM206 173H207V172H206ZM254 173H256V171H255ZM259 173H260V172H259ZM259 173H256V174H257L256 177H258V174H259ZM26 174L28 175V173H26ZM86 174H87V173H86ZM193 174H194V173H193ZM216 174H217V173H216ZM249 174H250V173H249ZM15 175H16V174H15ZM22 175H24V174H22ZM81 175H83V174H81ZM84 175H85V174H84ZM196 175H197V174H196ZM228 175H229V174H228ZM251 175H254V174L252 173ZM251 175H250V177H251ZM263 175H264L263 173H262V175L260 174L261 177H263ZM13 176H14V175H13ZM13 176H12V177H13ZM18 176H19V174H18ZM24 176H25V175H24ZM29 176H30V175H29ZM36 176H37V175H36ZM87 176H88V175H87ZM241 176L243 177V174H241ZM254 176H255V175H254ZM260 176H259V178H258L259 180H260ZM82 177H83V176H82ZM178 177H179V176H178ZM190 177H191V176H190ZM222 177H223V176H222ZM256 177H251V179L253 180V178H256ZM22 178H23V177H22ZM30 178H31V177H30ZM80 178H81V177H80ZM212 178H213V177H212ZM236 178H237V177H236ZM244 178H245V176H244ZM18 179L20 180L21 178H18ZM18 179H17V181H18ZM27 179H28V178H27ZM32 179H33V178H32ZM189 179H190V178H189ZM195 179H196V178H195ZM213 179H215V178H213ZM216 179H217V178H216ZM224 179H225V178H224ZM229 179H230V178H229ZM232 179H233V178H232ZM232 179H231V180H232ZM0 180H1V178H0ZM2 180H3V179H2ZM2 180H1V181H2ZM21 180H22V179H21ZM203 180H204V179H203ZM206 180H207V179H206ZM225 180H226V179H225ZM235 180H236V179H235ZM256 180H257V179H256ZM7 181H8V180H6V182H7ZM22 181H23V180H22ZM26 181L28 182V180H26ZM26 181H25V182H26ZM30 181H31V180H30ZM30 181H29V183H30ZM201 181H202V179H201ZM204 181H205V180H204ZM243 181H244V180H243ZM246 181H247V180H246ZM249 181H250V180H249ZM253 181H254V180H253ZM253 181H250V182L253 183ZM213 182H215V181H213ZM236 182H237V181H236ZM247 182H248V181H247ZM211 183H212V182H211ZM255 183H257V182H255ZM71 184H72V183H71ZM231 184H232V183H231ZM231 184H230V185H231ZM253 184H254V183H253ZM258 184L260 185L261 183L258 182ZM206 185H207V184H206ZM217 185H218V184H217ZM224 185H225V184H224ZM236 185H237V184H236ZM37 186H39V185L37 184ZM196 186L198 187V185H196ZM200 186H201V185H200ZM213 186H214V185H213ZM215 186H216V185H215ZM219 186H220V185H219ZM222 186H223V185H222ZM237 186H239V185H237ZM241 186H242V185H241ZM163 187H164V185H163ZM169 187H170V186H169ZM202 187H203V186H202ZM202 187H199V188H202ZM248 187H249V186H248ZM164 188H165V187H164ZM181 188H182V187H181ZM181 188H179V189H181ZM210 188H212V187H210ZM222 188H223V187H222ZM236 188H237V187H236ZM190 189L193 190L194 188H193V189L190 188ZM204 189H205V188H204ZM208 189H209V188H208ZM212 189H213V188H212ZM212 189H211V190H212ZM181 190H182V189H181ZM187 190H189V189H187ZM209 190H210V189H209ZM255 190H256V189H254V192H255ZM257 190H258V189H257ZM262 190H264V188H263ZM169 191H170V190H169ZM182 191H183V190H182ZM200 191H201V190H200ZM206 191H207V190H205V192H206ZM219 191H220V190H219ZM228 191H229V190H228ZM172 192H173V191H172ZM192 192H193V191H192ZM207 192H208V191H207ZM251 192H252V190H251ZM258 192H259V191H258ZM260 192H261V190H260ZM262 192H263V191H262ZM165 193H166V192H165ZM183 194H186V193H183ZM193 194H194V193H193ZM203 194H204V193H203ZM251 194H253V193H251ZM263 194H264V193H263ZM209 195H211V194H208V196H209ZM217 195H218V193H217ZM169 196H170V194H169ZM173 196H174V195H173ZM175 196H176V195H175ZM177 196H178V195H177ZM181 196H183V195H181ZM200 196H201V195H200ZM204 196H205V195H204ZM204 196H203V197H204ZM206 196H207V195H206ZM211 196H212V195H211ZM214 196H215V195H214ZM220 196H221V195H220ZM224 196H225V195H224ZM253 196H255V195H253ZM167 197H168V196H167ZM203 197H202V198H203ZM226 197H227V196H226ZM179 198H180V196H179ZM202 198L200 197V200H202ZM205 198H206V197H205ZM205 198H204V199H205ZM213 198H214V197H213ZM249 198H251V197H249ZM258 198H259V197H258ZM172 199H173V198H172ZM207 199H209V197H208ZM211 199H212V197H211ZM214 199H215V198H214ZM170 200H171V199H170ZM170 200H169V201H170ZM216 200H218V199H216ZM222 200H223V199H222ZM233 200H234V199H233ZM229 201H230V200H229ZM241 201H242V200H241ZM208 202H209V201H208ZM213 202H215V201H213ZM218 202H219V201H218ZM197 204H198V203H197ZM200 204H201V203H200ZM218 204H219V203H218ZM204 205H205V204H204ZM222 205H223V204H222ZM224 205H225V204H224ZM210 206H211V205H210ZM220 206H221V205H220ZM255 206H256V205H255ZM193 208H194V207H193ZM217 208H218V207H217ZM252 208H253V207H252ZM261 209H262V208H261ZM210 210H211V209H210ZM215 210H216V209H215ZM237 210H238V209H237ZM158 211H159V210H158ZM207 211H208V210H207ZM235 212H236V211H235ZM256 215H257V214H256ZM60 217H61V216H60ZM262 217H263V216H262ZM257 218H258V216H257ZM179 219H180V218H179ZM250 219H251V218H250ZM253 219H254V217H253ZM260 219H261V218H260ZM176 220H177V219H176ZM185 221H186V220H185ZM250 222H251V221H250ZM257 222H258V220H257ZM257 222H256V223H257ZM242 223H244V222H242ZM261 223H262V222H261ZM177 224H178V221H177ZM257 224H258V223H257ZM244 225H245V224H244ZM241 226H242V224H241ZM249 226H250V224H249ZM249 226H248V227H249ZM252 226H253V225H252ZM258 226H259V225H258ZM172 227H173V225H172ZM226 227H227V226H226ZM228 227H229V226H228ZM254 227H255V226H254ZM65 228H66V227H65ZM212 228H213V227H212ZM62 229H63V228H62ZM177 229H178V228H177ZM215 229H217V227H216ZM221 229H222V228H221ZM254 229H255V228H254ZM256 229H257V228H256ZM48 231H49V230H48ZM51 231H52V230H51ZM212 231H213V230H212ZM245 231H246V230H245ZM249 231H250L252 234H253L254 232H257L256 230H253V232H252V230H251V226H250V230H249ZM223 232H224V231H223ZM225 232H226V231H225ZM243 232H244V231H243ZM47 233H48V232H47ZM61 233H62V232H61ZM210 233H211V232H210ZM234 233H235V232H234ZM260 233H261V232H260ZM28 234H29V233H28ZM229 234H230V233H229ZM236 235H237V234H236ZM25 236H26V235H25ZM32 236H33V235H32ZM227 236H228V235H227ZM239 236H240V235H239ZM248 236H249L250 238L252 237V235H251V236L248 235ZM248 236H247V237H248ZM33 237H35V236H33ZM54 238H55V237H54ZM240 238H241V236H240ZM250 238L248 239V240H249L248 243H252V242H253V241L250 240ZM251 239H253V238H251ZM29 240H30V239H29ZM236 241H237V240H236ZM242 242H243V241H242ZM242 242H241V243H242ZM245 242H247V240H245ZM19 244H20V243H19ZM13 245H14L15 248L13 247V248H12V251H14V253H15V252H16L15 250L18 251L20 247L18 246V243H16V246L19 247V248H17V247L15 246L14 243H13ZM30 245H31V244H30ZM218 245H219V244H218ZM225 245H226V244H225ZM240 245H241V244H240ZM245 245H247V244H245ZM255 245H256V244H255ZM55 246H56V245H55ZM219 246H222V245H219ZM228 246H229V245H228ZM242 246H244V245H242ZM252 246H253V245H252ZM29 247H30V246H29ZM230 247H231V246H230ZM248 248L250 249V248H251V245H250ZM252 248H253V247H252ZM14 249H15V250H14ZM20 249L23 251L22 248H20ZM219 249H220V248H219ZM222 249H223V248H222ZM222 249H221V250H222ZM240 249H241V248H240ZM249 249H246V250H249ZM261 249H262V248H261ZM21 250H20V251H21ZM241 250H242V249H241ZM20 251H18L19 254L22 252V251H21V252H20ZM30 251H31V250H30ZM56 251H57V250H56ZM160 251H161V250H160ZM161 252H162V251H161ZM217 253H218V252H217ZM217 253H216V254H217ZM259 253H260V252H259ZM17 254H18V253L16 252V255H17ZM22 254H23V253H22ZM22 254H20V258H18L19 260L21 259L22 262H23V261H29V260H30V257H31V256H29L30 254H29V255H26V254L22 255ZM32 255H33V254H32ZM56 255H57V254H56ZM17 256H18V255H17ZM17 256H16V258H15V262H16ZM59 256H60V255H59ZM242 256H243V255H242ZM240 257H241V255H240ZM227 258H228V259H226L227 262H231V263H236V262L238 261L237 258H238L239 260L242 259V258L240 259L239 257H233L232 259H231V257H227ZM18 259H17V260H18ZM67 259H68V258H67ZM215 259H216V258H215ZM21 260H20V264H21ZM244 261H245V260H244ZM257 262H258V261H257ZM18 263H19V262H18ZM219 263H222V262H219ZM226 264H227V263H226Z\"/></svg>",
  "mask_w": 264,
  "mask_h": 264
},
{
  "label": "crops",
  "instance_id": "obj_3",
  "mask_svg": "<svg viewBox=\"0 0 264 264\" xmlns=\"http://www.w3.org/2000/svg\"><path fill=\"white\" fill-rule=\"evenodd\" d=\"M252 12L255 16L256 24L259 28H264V0H250ZM264 42V35L262 37Z\"/></svg>",
  "mask_w": 264,
  "mask_h": 264
}]
</instances>
